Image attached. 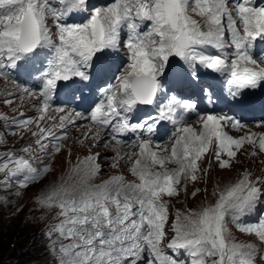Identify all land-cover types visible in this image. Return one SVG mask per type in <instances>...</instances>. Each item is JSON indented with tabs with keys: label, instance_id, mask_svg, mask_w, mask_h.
<instances>
[{
	"label": "snow or ice",
	"instance_id": "1",
	"mask_svg": "<svg viewBox=\"0 0 264 264\" xmlns=\"http://www.w3.org/2000/svg\"><path fill=\"white\" fill-rule=\"evenodd\" d=\"M257 38L264 39V6H254L253 0H110L101 6L90 0H0V78L15 82L12 70L34 61L42 66L38 93L16 84L21 98L36 99L39 115L0 117L17 130L30 131L33 124L38 129L31 132L38 148L26 145L22 155L9 151L0 158L5 182L15 179L27 188L43 178L51 165L33 167V158L41 160L35 154L60 153L77 121L89 124L79 142H114L111 167L122 161L133 178L117 174L91 183L101 170L96 153L72 169L83 173L79 180L40 195L41 206L58 209L59 222L49 229V237L56 236L58 264H256L258 257L264 259V249L237 242L228 227L234 224L264 244V213L242 223L264 206V176L244 173L214 192V202L177 210L166 228L171 199L207 175L201 163L209 153L220 169L231 168L245 145L252 146V156L264 153V134L249 131L234 138L225 129L243 130L241 119L200 112L196 100L173 87L194 83L214 102L212 85L201 86L203 68L224 77L232 101L243 103L252 90L264 87V60L251 54ZM228 48L234 49L231 56ZM176 60L182 67L174 72ZM59 95L69 104H87V114L53 107ZM3 102L10 105L13 99ZM147 106L154 111H145ZM193 113L196 122L188 123ZM46 120L50 123L43 126ZM129 133L132 140L121 139ZM158 135L167 141L154 139Z\"/></svg>",
	"mask_w": 264,
	"mask_h": 264
},
{
	"label": "rangeland",
	"instance_id": "2",
	"mask_svg": "<svg viewBox=\"0 0 264 264\" xmlns=\"http://www.w3.org/2000/svg\"><path fill=\"white\" fill-rule=\"evenodd\" d=\"M90 2L101 6L110 2V0H90ZM253 4L256 7L264 6V0H253ZM195 18L200 19L199 17ZM75 22H79V19L77 18ZM124 38L125 33L122 32L121 39ZM225 39L230 41L229 33H226ZM205 51L215 53L216 50L206 48ZM231 51H234V49L228 48L226 53L228 54ZM13 79L15 82L12 80L5 81L0 78V117L7 116L10 121L18 117L16 116L18 112L26 111L30 113L29 117L36 118L39 115L36 109L40 105L34 97L24 96L21 98L16 84L26 85L16 81L14 77ZM34 91L38 93L39 90ZM9 93H13V96L9 97ZM9 98L13 99V103L10 105L5 104L3 101ZM53 107L57 106L53 105ZM41 123L43 126H47L50 121L46 120ZM29 127L30 131L17 130L5 120L0 119V158L9 151L22 155L23 153L20 152V149L26 145L38 148L35 145L36 137L31 135L32 131H38V129H36L34 124ZM87 130L88 123L77 122L76 126L69 127L68 140L64 142L66 147L60 153L54 156H43L37 152L35 155L41 156V160L35 162L37 159L33 158L32 162H35L33 167L40 168L46 163L51 165V169L43 178L30 184L27 188H20L15 179L6 183L7 175L0 173V223L3 227L11 224L14 227V232H16L15 241L19 243L17 247L22 251H26L25 255L30 252L29 256L21 257L18 255V258H16L19 261L18 264H58L60 260L58 245L54 246L53 243L56 240V236L53 234L51 238L49 237L50 226L59 222L56 219L58 209L43 207L37 201L43 192L49 191L54 186L66 181L79 180L83 173L76 175L72 169L84 157L99 153L97 163L101 166V170L98 176L90 181L91 183L100 184L117 174H124L128 179H133L127 171L128 166L122 161L118 167H111L113 157L116 155V147L112 146L110 142L102 139L96 146H93L95 143L93 140H85L83 144L79 142V138ZM247 133H235V137L239 138ZM254 133L264 134V128H258ZM252 151V146L245 145L237 154L232 167L229 169H220L212 159L211 153H209L201 163V167L207 171V175H201L198 182L189 184L186 193L182 192L178 197L171 199V215L166 228L170 230L172 219L177 210L184 211L185 209L196 208L202 204L214 202L216 199V196L213 195L214 192H217L225 185L236 182L244 173H250L252 179L264 176V153L252 156ZM209 161H212L210 170ZM196 188H200L201 191L193 197L191 194ZM205 189L207 191H204ZM228 227L237 242L253 243L258 250L264 249V244L254 235H248L239 230H232L229 225ZM168 239H171V237L169 236ZM63 243L67 244L69 241L65 240ZM181 258L184 257L181 256ZM256 264H264V259L258 257Z\"/></svg>",
	"mask_w": 264,
	"mask_h": 264
},
{
	"label": "trees",
	"instance_id": "3",
	"mask_svg": "<svg viewBox=\"0 0 264 264\" xmlns=\"http://www.w3.org/2000/svg\"><path fill=\"white\" fill-rule=\"evenodd\" d=\"M15 234L14 227L11 224L3 227L0 223V264H18L19 261L16 259L18 255L21 257L30 255V252L25 255L26 251H22L17 247L19 243L15 241Z\"/></svg>",
	"mask_w": 264,
	"mask_h": 264
},
{
	"label": "bare ground",
	"instance_id": "4",
	"mask_svg": "<svg viewBox=\"0 0 264 264\" xmlns=\"http://www.w3.org/2000/svg\"><path fill=\"white\" fill-rule=\"evenodd\" d=\"M71 130H72V128H71ZM79 131V130H78ZM79 134V133H78Z\"/></svg>",
	"mask_w": 264,
	"mask_h": 264
}]
</instances>
